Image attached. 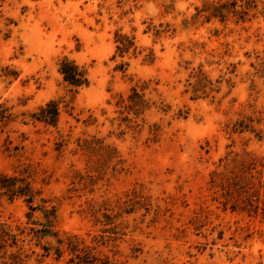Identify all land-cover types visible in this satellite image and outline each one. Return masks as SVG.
<instances>
[{"label":"rangeland","instance_id":"374dc122","mask_svg":"<svg viewBox=\"0 0 264 264\" xmlns=\"http://www.w3.org/2000/svg\"><path fill=\"white\" fill-rule=\"evenodd\" d=\"M0 120V264H264V0H0Z\"/></svg>","mask_w":264,"mask_h":264},{"label":"trees","instance_id":"16d2710c","mask_svg":"<svg viewBox=\"0 0 264 264\" xmlns=\"http://www.w3.org/2000/svg\"><path fill=\"white\" fill-rule=\"evenodd\" d=\"M120 38L127 40V43H125L123 40L120 41L122 46H118V49L121 51L122 55H124V53L130 51L133 42L132 40H129L127 36H120ZM59 72L63 78V81L71 87L79 89L89 86L90 82L87 77L86 70L78 66L74 61H70L68 59L62 60L60 62ZM133 92V95L140 99V105L145 106L146 102L143 100L138 90L136 88H133ZM131 100L133 101V97L131 98ZM134 106H129V108ZM59 116L60 110L58 103L55 101H50L48 104H46V106L41 107L38 113L33 114L32 118L36 122L56 127L59 121ZM0 195L8 196L10 200H13L18 197H24L26 202L30 205V209L32 211H36L38 209L33 206L35 202V196L32 192L31 187L28 183L26 184L25 180L22 178L10 177L7 175L0 174ZM53 214L54 211L45 212L46 218H49ZM47 220L49 221V219ZM52 222L53 221H50L49 224L51 225ZM51 235V229H43L42 235L39 237V239H43ZM17 243L18 236L16 234H13L12 230L5 224H0V252L6 250L8 246L12 248L16 247ZM6 253L7 251H5V254ZM11 258L16 262V255H12Z\"/></svg>","mask_w":264,"mask_h":264}]
</instances>
